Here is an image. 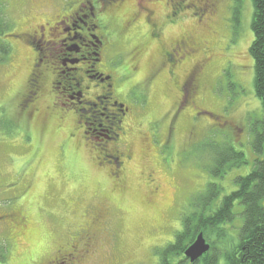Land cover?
I'll return each instance as SVG.
<instances>
[{
    "label": "rangeland",
    "instance_id": "1",
    "mask_svg": "<svg viewBox=\"0 0 264 264\" xmlns=\"http://www.w3.org/2000/svg\"><path fill=\"white\" fill-rule=\"evenodd\" d=\"M78 1L0 0L6 25L0 41L9 48L7 54L0 52V249L6 251L0 264H53L67 254L65 264H157L156 250L173 241L181 229L180 220L191 212L194 197L208 183L222 188L220 198L229 195L237 189L236 178L246 176L259 159L251 148L253 129L264 118L255 96L254 63L249 54L253 3L207 0L206 6L195 9L190 6L195 0L100 2V6L108 3L111 11L118 7L120 21L131 16L136 5L149 8L164 22L165 17L171 20L173 15H182L177 25L165 22L164 41L188 31L192 43L202 49L204 61L193 87L187 88L201 115L185 108L172 125V113L166 112L173 103L160 75L154 78L153 89L147 87L146 99L132 101L140 116L124 127L120 143L108 142V147L130 148L134 154L126 164L120 188L112 185L107 169L96 167V153L86 141L79 134L75 139L68 135L70 120L60 127L56 119L47 120L43 128L35 119L28 127L27 119L14 115L15 100L27 86L33 63L21 37L45 24L54 26ZM171 6L178 8L175 14ZM140 25L123 34L121 41H117L120 36L114 38L109 53L114 69L123 70L130 46L140 44L144 55L133 83L147 77L159 61L154 43L146 49L141 45L148 28L142 21ZM59 37L65 40L74 34ZM76 57L81 55L64 52L60 60ZM73 87L66 89L70 91L66 95L60 94L61 103L64 96L74 97ZM41 101L42 107L48 104L47 94H42ZM100 125L95 126L97 137L104 131L112 133L109 126ZM226 146L241 152L246 164L214 178L210 174L213 154L227 151ZM242 211L235 203L234 219L223 228L234 244L243 224ZM88 236L92 245L86 254L82 244Z\"/></svg>",
    "mask_w": 264,
    "mask_h": 264
},
{
    "label": "flooded vegetation",
    "instance_id": "2",
    "mask_svg": "<svg viewBox=\"0 0 264 264\" xmlns=\"http://www.w3.org/2000/svg\"><path fill=\"white\" fill-rule=\"evenodd\" d=\"M105 1L79 0L76 6L68 12L69 14L61 18L54 26L50 27L45 24V26L23 34L24 40L37 44L42 50L40 54L32 50L33 63L30 76L35 72L43 71V73L38 76V83L37 80L34 81L36 85H32L34 83L32 81V89L36 90L35 96H22L18 100L20 106L26 110L30 122L33 123L35 119H38L43 128H46L47 123L44 124V122L47 120L56 119L55 121L59 123L57 127H60L62 122L70 120L71 123L68 126L71 127H68V135L75 139L74 136L79 134L86 143L90 140V144H93L88 145L96 153V167L107 169L114 180L112 185L122 188L126 164L131 161L134 154L130 148L120 150L117 146L109 148L101 143L121 141L124 127L128 126L132 119H138L140 116L139 109L132 101L135 98L142 100L147 98V87L151 85L153 89L152 82L156 76L160 75L165 78V92L173 103V108L176 109L187 102L183 90L184 84L194 83L199 70L193 60L195 44L190 40L188 31H181L175 34L172 40L164 41L162 30H164L165 22L173 25L172 17L171 20L165 17V22L160 21L149 8H140L136 5L135 12L126 20L120 21L116 16L118 7L111 11L106 6L108 3L100 6V2ZM195 2L196 4L191 6L197 9L206 6L207 0H195ZM165 6L167 5L164 4ZM80 13L84 14L78 18ZM141 21L148 28V34L141 45L146 49L154 43L159 61L154 67L157 72L152 71L153 74L151 72L143 80L140 79L133 83V78H136L135 73L138 71L136 67L139 68L141 57L144 55L143 49L139 47L140 44L133 46L127 53L128 63L125 64L126 68L123 67V70L114 69L109 53L114 46V38L120 36L117 41L118 39L121 41L123 34L130 29H138ZM68 24L69 27L64 28ZM70 33L74 34L73 38L60 40V35L68 36ZM74 42L76 43L70 44ZM126 42L129 40L126 39ZM88 50L90 53H85ZM64 52L81 55V57L60 60ZM165 53L173 57V60L163 64L162 58ZM67 66L66 71L61 73L62 82L65 85L60 86L58 82L60 69ZM70 86H74V97L64 96L65 99L61 103L60 94L66 95V89ZM43 93L47 94L49 102L42 107L40 104L43 102L41 101ZM32 101L34 103L30 105ZM189 105L191 108L189 111H194L193 101L189 102ZM167 112L170 113V111ZM92 116L95 120L90 118ZM99 122L106 128L109 126L113 135L109 141L100 139L104 137H94L95 131L88 128V126L93 128L95 123L101 127ZM167 131L169 132V127ZM99 145L100 149H98ZM82 245L84 250H87L86 254H89L92 245L91 237H86ZM68 257L69 254L58 257L53 264H65Z\"/></svg>",
    "mask_w": 264,
    "mask_h": 264
},
{
    "label": "trees",
    "instance_id": "3",
    "mask_svg": "<svg viewBox=\"0 0 264 264\" xmlns=\"http://www.w3.org/2000/svg\"><path fill=\"white\" fill-rule=\"evenodd\" d=\"M252 3L253 18L251 29L253 32V41L249 47V54L254 63L255 96L260 101L264 114V0H252ZM171 8L173 9V6ZM177 9H173L174 14ZM179 20H183L182 15L178 17H175V15L172 16V21H174L173 25H177L176 22ZM5 28L6 25L0 15V35ZM21 39L28 45L27 47L31 51V54H33L32 50L39 54L42 53L41 47H38L37 44H31L22 37ZM127 44L129 45L130 43ZM133 46L135 45L130 47ZM194 50V64L196 63L200 71L204 63L202 60L203 57L200 56L202 49L195 44ZM0 52L4 54L9 52V48L7 46L5 47L1 41ZM172 60L173 57L165 53L162 58V63L165 64L167 61ZM127 63L128 59L126 58ZM64 68L60 69L58 82H62L63 75L61 73L66 71H63ZM124 68L126 67L124 66ZM154 71L157 72L155 69ZM42 73L43 71L39 73L35 72L31 76L29 74L27 88L22 93H19L15 100L14 115L18 113L19 117L27 119L26 124L28 127L33 123L27 117L26 110L20 106L18 98L28 95L31 97L35 96L36 90L32 89L31 84L36 80L38 83V76L42 75ZM193 85L194 83L184 84L183 90L187 102L180 107H176V109L172 107L171 111L170 109L168 110L170 114L172 113V125L175 124V117L181 115L185 108L191 110L189 105V102H192L189 96L191 91L189 92L187 88L190 87L191 89ZM12 102H14V99ZM194 111L197 112L196 115H201V111L196 106ZM205 114L210 117H215L213 114L207 112ZM90 118L95 120L93 116ZM91 123L94 122L91 121ZM95 126L98 127V125H94L92 129L95 131V135L93 134L94 137L97 135ZM104 133L102 136L104 138H100L101 140L109 141L113 137L107 131H104ZM252 134L251 148L253 153L259 156V159L255 161L254 168L246 176L236 178L235 183L237 189L223 198H220L222 188L218 184L208 183L205 190L196 196V199L194 197L192 203H190L191 212L180 220L181 229L174 234L173 241L156 250L154 255L157 257V264H191L184 258L183 254L199 233L204 235L210 246V250L198 262L193 264H220L221 262L223 264H264V118L261 124L253 129ZM87 144L92 146L90 140H88ZM101 144L106 145V147L108 146V144ZM100 148L101 146L99 145L98 149ZM227 148V151L224 150V152L220 151L213 154L215 156L212 161L214 169L210 171V174L214 178H222L230 169L239 168L246 164L241 152L234 151L232 147ZM194 203L196 204L194 205ZM235 203H238L243 208V224L239 229L236 244L228 240L227 231L223 229L226 224L232 223L234 219L233 208ZM228 242H231L230 246L226 245ZM220 246H224V248L220 249ZM5 256V249L3 251L0 249V263H3Z\"/></svg>",
    "mask_w": 264,
    "mask_h": 264
},
{
    "label": "water",
    "instance_id": "4",
    "mask_svg": "<svg viewBox=\"0 0 264 264\" xmlns=\"http://www.w3.org/2000/svg\"><path fill=\"white\" fill-rule=\"evenodd\" d=\"M210 250L209 244L206 243L203 238V234L199 233L193 243L186 248L184 251V258L189 261L191 264L198 261Z\"/></svg>",
    "mask_w": 264,
    "mask_h": 264
}]
</instances>
